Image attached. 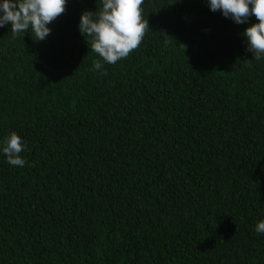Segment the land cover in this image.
<instances>
[{
  "label": "trees",
  "instance_id": "16d2710c",
  "mask_svg": "<svg viewBox=\"0 0 264 264\" xmlns=\"http://www.w3.org/2000/svg\"><path fill=\"white\" fill-rule=\"evenodd\" d=\"M67 0L42 42L0 28V264H264V60L205 0H145L93 71ZM250 18V23H257ZM253 59V60H252Z\"/></svg>",
  "mask_w": 264,
  "mask_h": 264
},
{
  "label": "clouds",
  "instance_id": "9594fccd",
  "mask_svg": "<svg viewBox=\"0 0 264 264\" xmlns=\"http://www.w3.org/2000/svg\"><path fill=\"white\" fill-rule=\"evenodd\" d=\"M145 0H101L95 12L81 13L77 25L80 34L89 39L87 45L97 56L92 70L114 65L137 49L149 30L143 15ZM208 9L219 12L234 24H246L241 34L245 50L256 61L264 60V0H205ZM67 0H0V28L8 26L13 38L31 33L36 42L44 41L52 29L48 26L66 10ZM254 18L257 23H250ZM252 59V60H253ZM26 144L16 132L0 141V154L12 167L23 168L28 162L21 153ZM255 231L264 235V219L257 222Z\"/></svg>",
  "mask_w": 264,
  "mask_h": 264
}]
</instances>
